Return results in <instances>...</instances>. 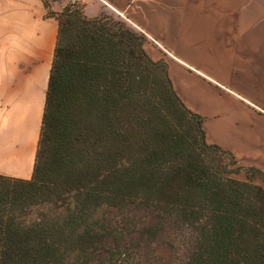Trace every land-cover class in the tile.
Segmentation results:
<instances>
[{"label":"trees","instance_id":"obj_1","mask_svg":"<svg viewBox=\"0 0 264 264\" xmlns=\"http://www.w3.org/2000/svg\"><path fill=\"white\" fill-rule=\"evenodd\" d=\"M47 16L32 177L0 176V264H264V189L231 177L144 36L74 4Z\"/></svg>","mask_w":264,"mask_h":264},{"label":"crops","instance_id":"obj_2","mask_svg":"<svg viewBox=\"0 0 264 264\" xmlns=\"http://www.w3.org/2000/svg\"><path fill=\"white\" fill-rule=\"evenodd\" d=\"M70 2L142 34L207 144L233 157L237 180L264 189V0H0L1 177H32L59 30L47 12Z\"/></svg>","mask_w":264,"mask_h":264},{"label":"rangeland","instance_id":"obj_3","mask_svg":"<svg viewBox=\"0 0 264 264\" xmlns=\"http://www.w3.org/2000/svg\"><path fill=\"white\" fill-rule=\"evenodd\" d=\"M45 1L49 4V3H52V2L57 1V0H45ZM71 4H74V5L77 6L79 9H80V7H81L77 2H76V3H72V2H70V3H68V6L71 5ZM100 17H108V18L113 19L114 21H117V22H119V21H123V22H125L126 24H128L123 18H121L119 15H117V13H115V12H113V11H110V10H107V9H102V10H100V16H99L98 18H100ZM128 25H129V24H128ZM129 26H131V25H129ZM131 27H132V26H131ZM224 162H225V164H227V166H228V170L234 171V173L231 175V177L234 178V179H238V175H239L240 173H239V171L236 169L235 165L232 164L231 160L228 159L227 156L224 157ZM154 264H157V262H155Z\"/></svg>","mask_w":264,"mask_h":264}]
</instances>
